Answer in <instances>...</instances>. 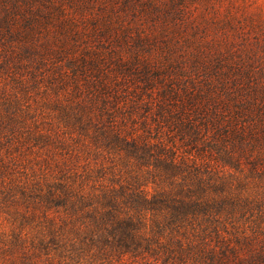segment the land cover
Wrapping results in <instances>:
<instances>
[{
	"label": "trees",
	"instance_id": "16d2710c",
	"mask_svg": "<svg viewBox=\"0 0 264 264\" xmlns=\"http://www.w3.org/2000/svg\"><path fill=\"white\" fill-rule=\"evenodd\" d=\"M73 1L0 0V212L20 229L0 233V254L12 264H264V191L251 190L264 184V100L228 105L150 61L80 48ZM119 2L175 7L180 23L190 11L185 0ZM258 45L231 65L264 95ZM35 94L67 139L44 131ZM33 148L55 152L38 160Z\"/></svg>",
	"mask_w": 264,
	"mask_h": 264
},
{
	"label": "rangeland",
	"instance_id": "374dc122",
	"mask_svg": "<svg viewBox=\"0 0 264 264\" xmlns=\"http://www.w3.org/2000/svg\"><path fill=\"white\" fill-rule=\"evenodd\" d=\"M185 1L190 10L185 23L175 19L178 13L175 7L165 9V6L157 14L142 8L124 7L121 2L115 5V0H75L64 4L70 15L75 17L74 30L82 33L78 41L80 48L88 47L90 51H101L106 56H121L130 62L134 61V64L138 57L150 61L158 73L175 83L194 85L200 90L209 85L212 94L219 100L227 101L228 105L234 104V101L228 100V96L245 100L252 98L255 93V103H261L264 100L263 89L257 87V91L253 90L248 80L234 72L235 64L232 66L231 63L238 60L237 55L247 58L253 48L262 53V46L258 43L264 39V28L260 25L264 19V0ZM228 20L232 21L235 28L229 27ZM235 50H238L236 55L233 54ZM220 54L228 57H221ZM50 95L55 96L53 93ZM34 98H37V103ZM34 98L30 102L35 110V118L42 123L44 131L50 130L52 135L59 133L67 139L68 135H64L63 128L58 126L59 118L50 113L47 103H43L45 99L36 94ZM222 104H219L221 112L227 116L225 119L230 118L231 113L225 111ZM244 118V121H249L247 116ZM204 148L208 151L207 156L212 165L223 168L220 152L207 144ZM33 150L31 157L38 160L55 152L54 149ZM120 169L123 172L124 167ZM251 190L260 193L264 191V184H253ZM11 220L8 213L0 212V233L8 239L20 232L16 225L11 224ZM36 226L37 221L24 229V232H30L29 244L32 240L36 243L41 236V227ZM3 256L0 254V264H12L11 260Z\"/></svg>",
	"mask_w": 264,
	"mask_h": 264
}]
</instances>
